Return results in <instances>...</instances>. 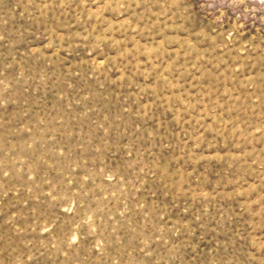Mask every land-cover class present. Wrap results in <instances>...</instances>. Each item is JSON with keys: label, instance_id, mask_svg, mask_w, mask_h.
<instances>
[{"label": "rangeland", "instance_id": "374dc122", "mask_svg": "<svg viewBox=\"0 0 264 264\" xmlns=\"http://www.w3.org/2000/svg\"><path fill=\"white\" fill-rule=\"evenodd\" d=\"M0 264H264V0H0Z\"/></svg>", "mask_w": 264, "mask_h": 264}, {"label": "bare ground", "instance_id": "6f19581e", "mask_svg": "<svg viewBox=\"0 0 264 264\" xmlns=\"http://www.w3.org/2000/svg\"><path fill=\"white\" fill-rule=\"evenodd\" d=\"M7 137V136H6Z\"/></svg>", "mask_w": 264, "mask_h": 264}]
</instances>
